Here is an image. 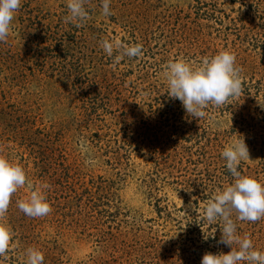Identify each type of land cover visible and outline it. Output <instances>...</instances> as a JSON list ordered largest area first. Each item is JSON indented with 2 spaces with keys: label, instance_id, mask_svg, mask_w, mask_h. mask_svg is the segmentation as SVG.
Wrapping results in <instances>:
<instances>
[{
  "label": "rangeland",
  "instance_id": "obj_1",
  "mask_svg": "<svg viewBox=\"0 0 264 264\" xmlns=\"http://www.w3.org/2000/svg\"><path fill=\"white\" fill-rule=\"evenodd\" d=\"M66 3L21 0L0 42V155L49 185L52 207L26 216L16 201L32 188L18 189L0 264H25L29 247L44 264H200L229 252L199 214L232 183L221 152L237 139L250 156L238 170L264 183V0H111L110 16L88 0L79 27ZM103 39L142 55L116 60ZM221 51L235 54L243 91L192 118L168 96L167 64L197 68ZM237 232L264 251V218Z\"/></svg>",
  "mask_w": 264,
  "mask_h": 264
},
{
  "label": "clouds",
  "instance_id": "obj_2",
  "mask_svg": "<svg viewBox=\"0 0 264 264\" xmlns=\"http://www.w3.org/2000/svg\"><path fill=\"white\" fill-rule=\"evenodd\" d=\"M88 0H67L68 15L66 23L80 26L89 18L85 5ZM111 0H101L103 14L113 15ZM21 7V0H0V42H7L15 14ZM100 47L115 59L142 55L143 46L139 43L125 45L117 40L103 39ZM242 69L236 66V57L229 51H221L214 57L206 58L201 66L193 68L183 59L167 64L166 78L168 96L178 99L185 112L192 118L201 120L206 117L209 105L221 107L230 99L239 97L243 91ZM264 107V105H261ZM226 160V168L233 181L207 200L199 215L208 224H217L220 228L218 244L230 246L227 253L213 254L205 252L200 264H264V251L257 250L248 234L237 232L238 221L255 223L264 218V183L255 177L243 175L239 169L241 161L250 159L249 149L244 139H237L226 145L221 152ZM86 164L94 163L86 160ZM26 184L32 188L27 199L16 201L18 209L31 218H41L52 212L46 197L49 185H31L22 166L0 155V221L4 219L12 196ZM213 236V235H211ZM204 235V239H208ZM12 231L0 222V257H6L11 250ZM25 264H44L43 253L33 247L26 249Z\"/></svg>",
  "mask_w": 264,
  "mask_h": 264
}]
</instances>
